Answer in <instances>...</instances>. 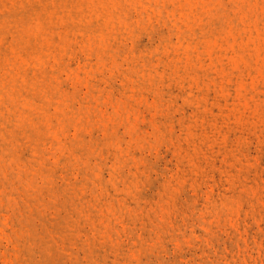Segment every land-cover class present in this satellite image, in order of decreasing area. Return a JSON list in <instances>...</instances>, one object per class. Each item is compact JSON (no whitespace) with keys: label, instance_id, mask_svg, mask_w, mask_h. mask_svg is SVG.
Here are the masks:
<instances>
[{"label":"rangeland","instance_id":"374dc122","mask_svg":"<svg viewBox=\"0 0 264 264\" xmlns=\"http://www.w3.org/2000/svg\"><path fill=\"white\" fill-rule=\"evenodd\" d=\"M0 264H264V0H0Z\"/></svg>","mask_w":264,"mask_h":264}]
</instances>
